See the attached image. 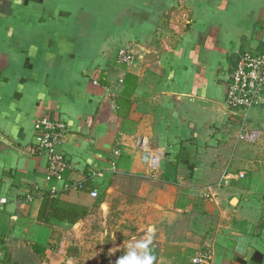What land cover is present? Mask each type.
<instances>
[{"label":"crops","instance_id":"0c3cea01","mask_svg":"<svg viewBox=\"0 0 264 264\" xmlns=\"http://www.w3.org/2000/svg\"><path fill=\"white\" fill-rule=\"evenodd\" d=\"M244 51H264V0H0V264H82L70 246L96 208L137 239L154 224V264H264V97L255 143L225 105ZM47 113L67 124L65 181L30 151ZM49 193L84 216H53Z\"/></svg>","mask_w":264,"mask_h":264},{"label":"built area","instance_id":"2783aa9c","mask_svg":"<svg viewBox=\"0 0 264 264\" xmlns=\"http://www.w3.org/2000/svg\"><path fill=\"white\" fill-rule=\"evenodd\" d=\"M183 12L181 17L183 25L186 26L192 20ZM134 53L129 49L119 51L118 60L129 63L133 60ZM264 97V51L252 53L244 51L241 53L237 65L230 75V82L226 93V108L230 110L234 119H238L237 140L246 143H255L261 137V130L248 126L249 112L262 102ZM35 140L30 147L33 154L44 155L47 158V177L56 181H65L66 173L71 169V164L66 154L60 149L63 136L67 132V124L56 119L51 114L42 115L34 125ZM151 166L156 169L160 166L158 154L150 157ZM239 178H245L246 173H238ZM230 172H224L218 185L227 184ZM82 187L79 185L65 184V189ZM95 193V195H93ZM90 194L98 198L99 192L93 189ZM34 195L29 193L27 199H33ZM264 201V191L262 194ZM1 199L0 202H4ZM212 258L211 253L206 250H199L192 258V264H206Z\"/></svg>","mask_w":264,"mask_h":264},{"label":"rangeland","instance_id":"374dc122","mask_svg":"<svg viewBox=\"0 0 264 264\" xmlns=\"http://www.w3.org/2000/svg\"><path fill=\"white\" fill-rule=\"evenodd\" d=\"M99 200L101 202L103 198ZM122 212L124 210L112 209L105 216L101 208L94 210L83 225L79 238L70 246L71 254L77 256L79 263L115 264L117 258L124 254V242L137 233L140 227L128 220L121 222L124 215ZM118 242L123 245L120 251H116V247L109 249Z\"/></svg>","mask_w":264,"mask_h":264},{"label":"clouds","instance_id":"9594fccd","mask_svg":"<svg viewBox=\"0 0 264 264\" xmlns=\"http://www.w3.org/2000/svg\"><path fill=\"white\" fill-rule=\"evenodd\" d=\"M102 208L107 210L106 205H102ZM155 233L156 226L148 224L143 238L137 239L132 236L127 242H124V254L117 258L115 264H154L157 260L153 249ZM120 250V248L116 249V251Z\"/></svg>","mask_w":264,"mask_h":264},{"label":"trees","instance_id":"16d2710c","mask_svg":"<svg viewBox=\"0 0 264 264\" xmlns=\"http://www.w3.org/2000/svg\"><path fill=\"white\" fill-rule=\"evenodd\" d=\"M50 193L49 195H46V203L44 204V209H45V205L48 206L47 200L50 199V201H52V203H50V206L52 207V215L55 217H59V218H64V219H69L72 221H76L79 218H81L82 216H84L85 212H79L76 210V205H70V204H65L63 203L62 206H58V203H62L59 199H57L56 197H50ZM56 204V206H55ZM43 213V210H42Z\"/></svg>","mask_w":264,"mask_h":264}]
</instances>
